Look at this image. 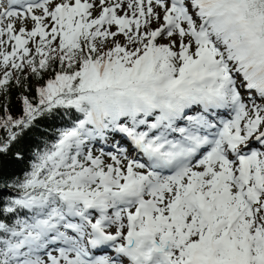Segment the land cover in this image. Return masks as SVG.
I'll list each match as a JSON object with an SVG mask.
<instances>
[{"label":"snow or ice","instance_id":"6c2138e0","mask_svg":"<svg viewBox=\"0 0 264 264\" xmlns=\"http://www.w3.org/2000/svg\"><path fill=\"white\" fill-rule=\"evenodd\" d=\"M12 88L0 264H264V0H0Z\"/></svg>","mask_w":264,"mask_h":264},{"label":"trees","instance_id":"16d2710c","mask_svg":"<svg viewBox=\"0 0 264 264\" xmlns=\"http://www.w3.org/2000/svg\"><path fill=\"white\" fill-rule=\"evenodd\" d=\"M36 82L33 81V89L36 87ZM21 90L18 88H12L10 96L7 101L3 97H0V109L3 104L7 102L13 116H19L21 114V107L18 101ZM71 123V119L63 114L57 115L55 118L42 117L37 121L36 127L29 131L24 140L25 159L23 161L16 160L13 155L21 145H15L7 155L0 154V174L4 178L16 179L22 176L27 169L28 153L37 145H43L45 142L51 141L55 138L58 129L68 126ZM14 195L7 189H0V198H6L8 195Z\"/></svg>","mask_w":264,"mask_h":264},{"label":"rangeland","instance_id":"374dc122","mask_svg":"<svg viewBox=\"0 0 264 264\" xmlns=\"http://www.w3.org/2000/svg\"><path fill=\"white\" fill-rule=\"evenodd\" d=\"M118 136H119V135L117 134V135L115 136V139L119 141V139H120L121 137L119 136V137H120V138H119ZM121 139H122V138H121ZM122 141H124V142H125V140H124V139H123ZM106 147H107V146H106Z\"/></svg>","mask_w":264,"mask_h":264}]
</instances>
